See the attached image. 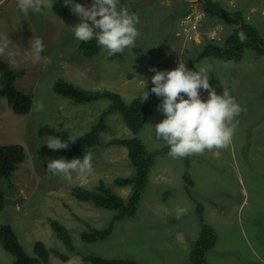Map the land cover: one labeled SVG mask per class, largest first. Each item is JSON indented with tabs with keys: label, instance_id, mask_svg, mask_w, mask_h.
I'll use <instances>...</instances> for the list:
<instances>
[{
	"label": "rangeland",
	"instance_id": "obj_1",
	"mask_svg": "<svg viewBox=\"0 0 264 264\" xmlns=\"http://www.w3.org/2000/svg\"><path fill=\"white\" fill-rule=\"evenodd\" d=\"M57 1L52 0L51 8L42 13L30 12L26 19L17 0H0V39H9L6 51L13 53L15 63L6 56L0 58L18 72L15 87L32 101L30 113L23 116L12 111L7 99L0 100V145L19 144L25 153L23 167L10 180L0 179L4 195L0 224L14 227L29 256H34L33 242L40 240L69 257L65 261L52 254L50 264H88L84 256L139 264H188L200 232L195 211L198 204L204 224L214 229L216 238L207 264H264V57L246 50L242 59L228 68L214 58L196 61L206 46H220L235 27L223 14L208 16L204 1L175 0V6L158 9L162 0H154L153 5L137 9L139 3L135 0H121V6L139 17L135 46L112 56L100 48L94 57L84 58L78 50L80 41L71 30L80 18L71 12V5L59 15L53 9ZM211 1L228 14L240 10L246 22L256 26L264 37V0ZM73 2L90 7L93 0ZM175 8L180 11L175 15L181 14L176 20L169 15ZM34 36L42 38V56L50 57L51 63L34 64L26 54ZM180 53L189 70L204 68L217 94L222 95L226 87L243 109L235 117L238 126L231 143L227 148L205 150L186 158L155 156L136 214L115 221L105 240L82 242L83 232L109 227L117 213L72 197L68 192L80 186L75 173L69 182L47 171L49 160L63 157L59 150L47 146V137L59 131L77 138L84 135L110 104L107 100L71 103L55 94V82L66 80L89 92L112 91L130 102L145 90L151 91V78L155 75L151 68H176ZM200 95L203 100L208 99V92L203 89ZM162 99L153 100L149 121L136 135L127 129L120 115H109L102 146L89 153L93 172L83 188L93 190L103 181L113 193L127 198L130 188L115 184V179L133 174L127 149L108 142L138 138L147 152L161 150L166 144L155 138L152 125L165 119L157 110ZM41 102L44 110L35 111L34 103ZM184 175L190 178V186ZM180 208L187 212L178 220L176 212ZM49 218L57 219L68 229L76 252L70 253L55 236ZM13 261V256L0 245V264Z\"/></svg>",
	"mask_w": 264,
	"mask_h": 264
},
{
	"label": "trees",
	"instance_id": "obj_2",
	"mask_svg": "<svg viewBox=\"0 0 264 264\" xmlns=\"http://www.w3.org/2000/svg\"><path fill=\"white\" fill-rule=\"evenodd\" d=\"M203 1V9L208 16L223 14L229 23L235 24V27L220 46H206L197 56L196 61L208 57L221 60L224 63L232 61L235 64L242 59L246 50H252L257 55L264 57V37L260 35L259 29L256 26L246 22L240 10L228 14L218 6L217 2L211 0ZM64 7L69 8L68 6H64V0H59L53 4V9L59 15L64 14ZM130 13L133 12L131 11ZM226 14L228 17H225ZM241 31L247 38L243 43L238 37V33ZM99 49L95 39L90 42H79L78 46V50H81L80 53L84 58L94 57L97 55ZM17 76L18 72L11 70L8 64L0 58V97L7 99L8 105L15 114L24 116L30 113L32 101L16 89L15 81ZM53 90L58 96L68 99L71 103L75 104L83 105L99 100H107L110 104L99 115L98 122L87 133L78 137L74 143L68 140L72 135L66 131H59L55 134L61 140L69 142L68 148L59 150L61 155L66 157L67 160L73 158L82 159L84 155H88L96 148L102 146L101 137L108 130V117L111 114L116 113L120 115L124 125L134 135L139 133L149 121L153 100L158 98L150 91L149 98L145 102L141 99L142 96L126 102L115 92L108 90L89 92L61 79L55 82ZM108 145L123 146L127 149V155L134 170L133 174L124 178L115 179V184L119 187H130V191L127 198H123L113 193L111 189L106 188L107 186L103 181H100L99 185L93 190L85 189L79 185L72 187L70 195L76 200L91 203L97 208L117 213L109 227L100 230L88 228L83 232L81 234V241L85 243H95L100 240H105L112 233L115 221L130 218L137 212L142 194L149 182V172L154 163V157L159 154L168 155L170 150L165 145L161 150L149 153L138 138L113 139L108 142ZM24 157L25 153L22 145H0V179H11L13 173L18 170L20 164L24 161ZM185 163H188V161H185ZM184 179L189 186L192 184L188 175H184ZM3 208L4 195L0 191V210ZM195 211L200 224V232L190 253L188 264H207V255L216 243L214 229L204 224L203 211L200 205H196ZM48 224L55 236L70 253L77 251L70 232L60 221L49 218ZM0 245L4 251L13 256V264H50V256L52 254L65 261L69 258L54 250V248H48L40 240L33 242L34 256H29L25 252L14 227L10 223L0 224ZM83 259L88 264H139L134 261L108 260L92 256H84Z\"/></svg>",
	"mask_w": 264,
	"mask_h": 264
},
{
	"label": "clouds",
	"instance_id": "obj_3",
	"mask_svg": "<svg viewBox=\"0 0 264 264\" xmlns=\"http://www.w3.org/2000/svg\"><path fill=\"white\" fill-rule=\"evenodd\" d=\"M149 4L153 5L154 0ZM68 5H71V12L80 18L79 23L71 26L77 41L90 42L95 39L97 46L109 56L123 53L125 49L135 46L139 35L135 25L139 23V17L121 6V0H93L90 7L75 3L73 0H64V6ZM51 6L52 0H17V7L26 19L30 12L39 14L45 9H50ZM238 37L242 43L247 39L242 31L238 33ZM9 43L7 37L0 39V56H6L10 63H15L13 53L6 51ZM29 44L30 48L25 52L31 56L32 63L41 61L51 63L50 57L42 56L45 50L42 38L34 36ZM161 47L162 45L157 49ZM232 66H234L232 61L224 64L225 68ZM150 71L155 73L151 78L154 85L151 93L163 98L157 110L165 116L162 122L152 126L155 138L169 147V157L186 158L203 154L205 150L224 149L229 146L238 126V121L234 122L235 117L243 109L226 87L223 94L218 95L209 83V72L204 68L189 70L182 53L178 57L176 68L165 71L151 68ZM201 89L208 92L206 101L201 98ZM149 95V91L145 90L141 99L145 102ZM34 110L43 111V103H34ZM68 140L74 143L77 137L71 136ZM46 144L52 150L69 147V142L61 140L59 136H48ZM23 164L24 162L14 173L18 172ZM47 171L69 182L73 180L75 173L80 186L83 187L93 172L92 157L89 154L84 155L82 159L67 160L66 157L51 159L47 163ZM186 212L184 208L178 209L176 219H181Z\"/></svg>",
	"mask_w": 264,
	"mask_h": 264
},
{
	"label": "crops",
	"instance_id": "obj_4",
	"mask_svg": "<svg viewBox=\"0 0 264 264\" xmlns=\"http://www.w3.org/2000/svg\"><path fill=\"white\" fill-rule=\"evenodd\" d=\"M137 3H139V2H141L142 0H135ZM187 2H189V1H187ZM161 4H159L158 5V9H161V6H163V7H168V6H175L177 3H175V0H162V2H160ZM185 4H187L186 2L185 3H182V4H180V6L181 5H185ZM150 5V4H149ZM175 10H176V8L173 10L174 12H175ZM166 11V10H165ZM163 17H164V14H163ZM168 21H169V19H168ZM179 22V21H178ZM179 25V24H178ZM2 98H0V100H1Z\"/></svg>",
	"mask_w": 264,
	"mask_h": 264
},
{
	"label": "flooded vegetation",
	"instance_id": "obj_5",
	"mask_svg": "<svg viewBox=\"0 0 264 264\" xmlns=\"http://www.w3.org/2000/svg\"><path fill=\"white\" fill-rule=\"evenodd\" d=\"M187 1L191 2V0H187ZM201 1H202V0H201ZM146 7H148V6L140 7V8H146ZM137 9H139V7H137ZM138 11H139V10H138ZM172 12H173V10H171V12L169 13V15H171V17H172L174 20H176V19H175L176 17H178V16L181 15V14H180V15H175V13H179L180 11H178V12L175 11V12H173V13H172Z\"/></svg>",
	"mask_w": 264,
	"mask_h": 264
},
{
	"label": "water",
	"instance_id": "obj_6",
	"mask_svg": "<svg viewBox=\"0 0 264 264\" xmlns=\"http://www.w3.org/2000/svg\"><path fill=\"white\" fill-rule=\"evenodd\" d=\"M153 0H142L140 3H139V5L138 6H144V5H147V4H149V3H151Z\"/></svg>",
	"mask_w": 264,
	"mask_h": 264
}]
</instances>
